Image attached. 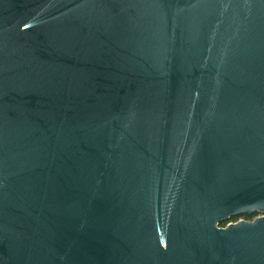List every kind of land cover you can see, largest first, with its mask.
<instances>
[{
    "label": "water",
    "instance_id": "95a60500",
    "mask_svg": "<svg viewBox=\"0 0 264 264\" xmlns=\"http://www.w3.org/2000/svg\"><path fill=\"white\" fill-rule=\"evenodd\" d=\"M0 264H264V0H0Z\"/></svg>",
    "mask_w": 264,
    "mask_h": 264
},
{
    "label": "built area",
    "instance_id": "2783aa9c",
    "mask_svg": "<svg viewBox=\"0 0 264 264\" xmlns=\"http://www.w3.org/2000/svg\"><path fill=\"white\" fill-rule=\"evenodd\" d=\"M263 214H256V215H254V216H252V217H250V218H239V219H237V220H231V221H228L227 223H225L223 226H226V225H228V224H230V223H234V222H237V221H239V220H242V219H245V220H248V221H252L253 219H255L256 217H259V216H262Z\"/></svg>",
    "mask_w": 264,
    "mask_h": 264
},
{
    "label": "flooded vegetation",
    "instance_id": "af4514ba",
    "mask_svg": "<svg viewBox=\"0 0 264 264\" xmlns=\"http://www.w3.org/2000/svg\"><path fill=\"white\" fill-rule=\"evenodd\" d=\"M254 215H256V214H253V216ZM246 218V216L245 215H241V216H236V217H233V218H231V220H237V219H239V218Z\"/></svg>",
    "mask_w": 264,
    "mask_h": 264
},
{
    "label": "trees",
    "instance_id": "16d2710c",
    "mask_svg": "<svg viewBox=\"0 0 264 264\" xmlns=\"http://www.w3.org/2000/svg\"><path fill=\"white\" fill-rule=\"evenodd\" d=\"M245 216H246L247 218H250V217H252L253 215L246 214Z\"/></svg>",
    "mask_w": 264,
    "mask_h": 264
}]
</instances>
